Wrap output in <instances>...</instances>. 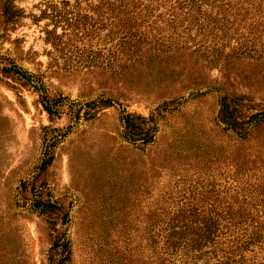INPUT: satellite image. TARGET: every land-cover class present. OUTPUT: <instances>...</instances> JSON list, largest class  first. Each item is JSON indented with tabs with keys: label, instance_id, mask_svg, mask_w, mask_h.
I'll return each mask as SVG.
<instances>
[{
	"label": "rangeland",
	"instance_id": "rangeland-1",
	"mask_svg": "<svg viewBox=\"0 0 264 264\" xmlns=\"http://www.w3.org/2000/svg\"><path fill=\"white\" fill-rule=\"evenodd\" d=\"M140 2L151 13L130 18L152 35L157 16L170 12L157 0ZM95 4L0 0V264H52L58 239L70 243L56 263L157 264V245L147 237L157 235V199L167 187L179 185L187 203L206 204L208 177L220 190L253 193L264 185V114L247 124L264 112V55L249 53L264 43V2L227 13L218 37L205 29L196 41L192 29V47L200 41L222 55L203 58L192 72L185 59L133 65L124 26ZM13 65L44 86L59 115L44 110L31 84L4 72ZM225 96L234 101L238 128L222 120ZM100 99L115 104L87 118L85 104ZM124 111L155 119L151 145L127 140ZM240 164L241 175H255H237ZM49 201L57 205L51 213L35 207Z\"/></svg>",
	"mask_w": 264,
	"mask_h": 264
},
{
	"label": "trees",
	"instance_id": "trees-1",
	"mask_svg": "<svg viewBox=\"0 0 264 264\" xmlns=\"http://www.w3.org/2000/svg\"><path fill=\"white\" fill-rule=\"evenodd\" d=\"M169 1L170 4L166 6L162 4V0H157V8L168 7L167 11L170 13L168 18H165L166 14L163 12L157 16L161 20L157 21V30L155 33H150L152 35H147L146 32L140 30L137 25L138 17L130 18L133 12H137L141 18L144 13H151V4L146 5L140 0H96L95 5L97 10L113 13L116 24L124 26L125 31L121 40L129 44V54L126 53L125 58L129 61L136 59L132 63L133 65L147 63V68H150L154 59L160 62H167L170 59H185L187 63L191 64L187 70L192 72L197 69L203 58L217 60L222 57L220 53L204 46L200 41L192 47L190 41L194 38L189 36L192 29L198 31L195 34L196 41L201 32L206 36L205 29L209 30V34L218 37L215 32L223 20L228 22L227 13L236 16L257 10L262 7L264 2V0ZM163 16L164 18H162ZM166 29H170V35H166ZM260 38L261 36H257L255 39L258 41ZM125 39H134L135 44L131 45L129 40ZM255 39H253L252 45L256 44ZM146 45L150 46L148 50H152V52H142ZM251 50L249 53L252 56L261 58L264 55V43ZM3 70L5 73H13L31 84L40 93L44 110L50 116L59 115V111L55 109V105H52V100L49 99L46 89L43 85H39L38 81L33 80V75L18 69L15 65L9 69L3 68ZM160 71H162L161 68ZM230 101L233 100L228 96L223 97L221 117L228 128L235 129L242 125L237 123L235 116L237 110L230 107ZM114 104V101L110 99L88 102L85 104L87 111L84 115L87 118H94L95 111L113 107ZM263 114L264 112L250 116L247 124H252L257 119L260 120ZM76 118L81 119L80 111L76 114ZM122 119L127 130L128 141L140 142L143 146H149L154 142L156 130L153 127L155 123L153 117L146 119L124 111ZM148 124L152 126L146 128ZM48 154L46 155L48 156ZM49 162H43L41 168H45ZM240 166L237 175H245L247 179L255 175L251 173V170L241 175L243 166L241 164ZM262 170H264V166ZM261 176V179L264 180V172ZM185 179L187 181L186 177ZM213 179L206 178L205 181L208 183L201 186V191L208 195L206 204L185 202V195L178 196L185 192L184 189L179 188V185L167 187V191L157 199V217L154 222L157 227V235L147 237L150 247L157 245V264H264V185L260 184L254 187L256 189L253 193L249 189H242L238 192L233 187L220 190L216 188ZM176 183L179 184V181ZM252 196L256 198L253 201H251ZM259 196L261 197L259 198ZM241 197L242 199H240ZM35 204V207L40 209L43 214L51 213L57 209V205L50 201L36 202ZM61 241L62 239H58L53 244L52 250L55 255L52 264H62L61 261L56 263L57 253L66 257L69 255L70 242L61 243Z\"/></svg>",
	"mask_w": 264,
	"mask_h": 264
}]
</instances>
